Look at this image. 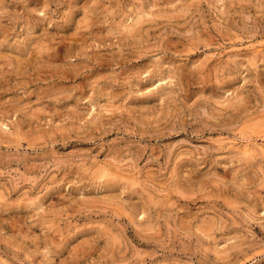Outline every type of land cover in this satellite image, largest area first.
<instances>
[{
	"label": "rangeland",
	"instance_id": "rangeland-1",
	"mask_svg": "<svg viewBox=\"0 0 264 264\" xmlns=\"http://www.w3.org/2000/svg\"><path fill=\"white\" fill-rule=\"evenodd\" d=\"M0 264H264V0H0Z\"/></svg>",
	"mask_w": 264,
	"mask_h": 264
}]
</instances>
